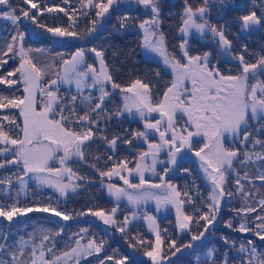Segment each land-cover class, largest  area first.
<instances>
[{"label":"snow or ice","instance_id":"snow-or-ice-1","mask_svg":"<svg viewBox=\"0 0 264 264\" xmlns=\"http://www.w3.org/2000/svg\"><path fill=\"white\" fill-rule=\"evenodd\" d=\"M67 5L68 0H62ZM115 0H79L81 5V15H86V9L94 7L97 9L96 17H103L109 12V8ZM138 5H143L145 9H149L152 13L150 20L143 21L139 27L144 29L143 47L146 54H156L163 59V65L170 68L173 77L170 85L166 86L162 91L156 89L155 85L145 83L141 79H135L126 88H121L120 84L115 83L113 75L109 71V65L105 60L104 51L92 48H77L69 59H62V75L59 80L67 84H75L77 93L81 94V103L87 104L89 111L83 115L72 119L75 116V108H69V116L63 113L67 105L60 103V97L55 91L50 90L57 86V80L48 81V87H42L43 78L48 74L49 69L39 66L33 61L29 53L32 49H26L24 46L25 32L16 31L11 35L10 40H6L0 46V65L7 63L4 57L9 54L18 56L20 63L7 76H0V85L13 86L18 82L24 85L22 97H8L0 94V110L18 109L19 116L22 118V124L17 123V117L14 115H4L0 111V170L16 166L17 173L15 180L20 184V192H24L27 184L25 177L29 174L40 185H48L55 188L61 196H67L68 191L75 192L79 185L72 183H63L67 176L69 180L76 173L73 172L68 163L73 157L83 161L86 158V150L90 147V142L95 138L92 127L77 131L70 127V124L83 125L88 122L90 125H98L99 121L91 119L92 113L103 112L102 105L106 98L111 96L108 91V85L111 89H119L123 93V107L115 110V115L120 116L124 112L138 115L144 121V131L133 133L135 138H143L148 141L150 133H158L159 143H147V151L140 153V161L152 157V165L136 162L134 168L129 167L131 161H122L107 172L100 171V176H118L125 187H116L113 184L107 186V190L111 196L117 201L121 197H126L128 202L138 205L142 200L155 199L157 207L161 203L174 204L177 211V225L180 230L191 231V226L196 225L198 228L201 221H204L203 231H198L192 235L191 240L199 241L204 237L205 232H209L210 226L217 220V215L221 210L222 200L227 196L231 197L233 192L226 191L228 186L229 174L235 170L234 161L241 166L252 160V156L245 152L243 161L239 160V150L230 149L225 146V141L231 136L236 138L243 132V140L241 143H247L251 138V133L247 130L250 127L249 121L259 123L264 120V80H259L258 75L264 74V55H260L256 61L248 62L244 54H240L235 59L238 63V73L235 75H223L217 68H209V56L211 53L204 52L200 55H189L187 40L185 39L180 45L181 57L177 59L170 54L165 45V37L162 31H159L160 0H134ZM225 0H219L220 4H224ZM24 7L14 6L11 0H0V18L10 20L15 26H19L22 20L30 21L35 27L44 29L48 34L55 38H74L84 39L85 34L75 30L72 14L66 10V7L59 5L47 6L44 0H21ZM207 0H205V5ZM185 9L182 14V26L180 31L185 35L189 30L195 28L198 32L203 33L205 30L211 31L214 37L218 36L219 45L222 49L231 53L232 41L229 40L223 27L218 28L216 25H210L204 18L206 14V6L193 7L187 4L185 0ZM62 12L68 16L69 26L60 27L47 25L39 22V17L45 13ZM130 17L125 15L121 18L120 26L123 28L130 21ZM203 21L198 23L197 20ZM98 21L92 20V27L85 30L87 35H92L96 31ZM241 29L244 31L252 30L257 26H264V14L258 16L255 11H251L246 15L239 17ZM148 26V27H146ZM243 51L247 52V46H243ZM93 54V59L98 64L88 63V54ZM186 61V62H182ZM18 75L19 81L13 77ZM159 76L160 73H155ZM91 81L89 84L88 81ZM255 80V83H249ZM186 81L191 82V88L186 87ZM98 89L99 96L93 105V97L83 96V90ZM155 89V91H154ZM39 93L43 101L40 111H37ZM77 96L73 95L71 100L73 105L77 100ZM182 112L187 115L186 127L181 131H177L175 114ZM157 113L159 119L150 120L149 116ZM264 127V125H262ZM163 129V130H161ZM193 129V130H189ZM186 133V134H185ZM203 136L205 143L202 148L195 151V155L200 158L201 165L208 181L211 183V191L207 200L203 203L207 207V211L201 212L199 208L193 206L194 214H186L182 210V205L186 202L181 196L187 198L188 203H192L188 193L177 191L176 187L171 184H152L145 179V171L155 174V165L157 163V154L167 145L169 152V163L176 165L177 157L183 149H192V140L194 137ZM107 141L110 148L114 149L117 141L122 139L120 136H113L108 139L106 136L99 137ZM89 142V143H86ZM131 140H124V143L131 144ZM255 144H264V142L256 140ZM4 156H10L11 159H2ZM96 159H99L97 157ZM109 161L111 156L107 158ZM257 160H264V156L257 155ZM57 161L60 167H51L50 162ZM163 163V162H162ZM96 167L95 164L91 165ZM127 172V175L122 173ZM165 173L169 171L166 167ZM184 171H187L185 169ZM138 177L139 182L133 183L131 178ZM77 179L83 177L76 176ZM247 178V174L241 177L237 174L235 184L237 189L244 196V205L241 209L236 210V215L243 213L245 216L258 211L264 212V198L255 201L257 206H253L249 201L254 200L252 192H245L241 179ZM264 184V173L257 177ZM163 181V177H160ZM7 185L11 189L14 180L11 176H0V186ZM164 189L163 196H155L148 189ZM19 192L17 193V196ZM50 213L55 217H59L64 221L74 219L72 213H66L64 210H57L55 207L48 205H34L32 207H18L17 202L11 204L0 202V217L7 221H13L14 217L26 215L27 213ZM116 208H112L110 212L103 209L93 210L87 209V212L77 213L76 215L90 214L99 218L105 225H112L122 234L127 233L128 217L123 221H117L115 213ZM150 222L154 223V217H146ZM256 221H260L256 223ZM150 223V227L152 226ZM255 227H251L249 222L245 220L238 227L241 233H254L261 240H264V215H258L255 218ZM226 227L232 228L231 220L225 222ZM89 229L82 228L79 233L73 235L75 247L69 251L63 252L61 255H54L53 248H48L47 252L52 255V259H45V251L41 250L39 258L42 264H59L61 259L75 258L77 261L81 257L99 254L105 247V241L100 239L97 242L93 235L92 239H88L84 244L82 241L86 238ZM63 232L55 233L59 235ZM6 240V237H0ZM49 235H43L41 241V249H43V241L49 240ZM134 243H130L132 249L143 248V255L148 257L151 264H176L172 257H176L177 253H181L182 249L192 248L193 244L177 246L176 241H171L168 250L165 251L161 247L162 240L160 233L156 232V240L153 245L137 237H131ZM225 245L229 250L223 251L217 256L216 249H209L206 260L211 264H232L233 261L239 260V264H264V258L257 254L252 241H248L247 245L241 244L235 256L230 255L231 249L236 247L235 243L227 237H222ZM28 241L9 246L0 243V264H20L18 255L24 256L25 246ZM15 247L17 251H12ZM36 246H33L30 256L35 257ZM7 254V259L3 256ZM245 256L247 257L245 259ZM107 261H114V264H127L128 256L114 260V256H107ZM23 264H28L24 261ZM32 264H35L33 259ZM99 264H105V260L99 261Z\"/></svg>","mask_w":264,"mask_h":264},{"label":"trees","instance_id":"trees-1","mask_svg":"<svg viewBox=\"0 0 264 264\" xmlns=\"http://www.w3.org/2000/svg\"><path fill=\"white\" fill-rule=\"evenodd\" d=\"M214 1L207 0V4L205 5V0H187V4L193 6L194 8L206 6L207 11L204 18L208 21V23L210 25H216L218 28L223 27L226 37L232 41V49L239 51L240 54H244L245 59L248 62L254 63L260 55H264V26H257L252 30L244 31L241 29L239 17H241L242 15H246L251 11H255L258 16L264 14V0H255V4L252 5L249 4V1L252 0H229V2H224V4L219 3L220 5L212 9V4L216 3ZM11 2L12 4L17 3L19 7H24V5L21 3V0H11ZM115 2L116 4L114 3L109 9L112 10L115 8H123V6L127 5V3H125V0H115ZM59 3H61V7H66V10L69 12V14H72L73 9L76 10L73 17L74 21H79L80 18L83 17V15H81L80 13L81 5L79 3V0H69L67 5L63 4L62 2ZM46 4L51 6L49 0H46ZM158 6L160 8L159 29L164 33L165 45L167 49L177 50L181 41H184L186 39L188 42L187 47L189 51H208L209 53H211L209 59L218 61L219 65H230L231 68L237 66L236 68H234L233 72L238 73L239 69L237 60L235 58L231 59L230 57H228V53L225 55L221 54L222 47L219 45V38H217V36L215 37L217 38L215 43L209 40L211 31L205 30L203 33H201L198 32L195 28H192L189 30L188 34L185 35L179 30L180 25L182 24V14L186 6L185 0H160ZM91 9L95 8L91 7L86 9V11H89ZM115 12L118 11L108 12L100 18L111 16ZM125 12L126 11L119 10V13H121L122 15L125 14ZM45 14L47 15L45 18H43V16L39 17L42 20L41 23L50 26L49 23L51 22V20L49 19L50 17H52V13ZM57 14L59 15V17H57L56 19L61 21V18H63L64 23H61L62 26L65 24H69L68 16H65L62 12H57ZM89 16L90 15H86V17ZM197 21L198 23L203 22L199 19ZM74 23L75 30L77 32H81L80 28L82 24H80L79 22ZM107 23L108 27H113V22ZM130 27H132L133 29L137 27L135 18L125 24L124 29L130 30ZM0 30V46H2L6 40H10L11 35L14 34L17 30L25 32V47L33 50L29 53V55L38 65L40 63H49L54 58H57V62H60L62 58L64 59V57H66V52H69V50L63 48H67V46L71 47V45H73L74 43L78 44L76 40H71L68 42L67 40L60 39V41L57 42L53 41L50 36L42 35L40 33H33V30L30 28V26H28V24L25 23L24 20L20 22L17 28V26L13 25L10 20L0 18ZM245 45L247 46V52L243 51V46ZM133 48L134 43H132L130 35L126 34L123 40L121 39L120 41H116V39H114L109 44L104 42L103 45L98 47L97 49L104 51L105 60L109 65V71L113 75V80L115 81V83L120 84L121 88H126L137 78L141 79L143 82L157 86V83L159 82L161 76L155 75V73L157 72L160 73V71L158 70L160 65L156 64V62H153V71H148V73L143 72L133 73L132 75L129 74L131 70L137 69V67H141V64L138 60L136 61V63H134L128 57H126L125 53L128 50H132ZM59 50L65 51H62L59 54ZM11 55L12 54H9V56L6 57L7 63L0 65V76H4L8 72L13 71L10 69L17 62L14 63V59ZM216 55H218V59H215ZM221 62L224 63L222 64ZM17 76L13 78L17 79ZM52 76H54L52 73L51 75H46L43 78L44 82L48 81ZM258 79L264 80V74L258 75ZM255 82V80L249 81V83ZM60 89L65 90V93L60 97V100H63L65 102V104L63 105H67L64 113H69L68 109L72 107H74L76 110V105H73V102L71 100L72 93L74 91H77L76 88L67 85V89L63 86ZM84 91H87L94 95V105V103L96 102L95 98L98 97L96 89L89 90L85 88L83 92ZM108 91L111 93V96L109 98H106L104 104L102 105L104 111L92 113L90 117L93 120L98 119V125H90L88 124V122H85V129L87 127H92L93 132L96 134L95 138L92 140L98 142L96 151L99 144H105V146L107 145V141L99 138L101 136H106L109 140L112 139L113 136L122 137V139L118 140L116 144L117 149L121 150L124 140L126 139L132 141L131 135L134 132H137L133 129V125L138 122L137 119L132 118L127 112H124L120 116L115 115V110L117 108H121L120 106L122 105L120 103L121 98L119 97V94H117L119 89L113 91L111 89V85L109 84ZM21 92L22 91L20 89L19 82L13 86L0 85V94H2L3 96L19 97L21 96ZM77 97V100H79V103H77V105H79L81 103V96ZM79 107L80 109L78 110L79 112H82V115L85 112L89 111L87 110V104H84L82 108L81 103ZM0 111H2V114L4 115L16 116L17 123H19L20 116L17 109ZM256 123L257 122L252 120L249 121L250 126L257 125ZM260 124L264 125V120H261ZM69 126L77 129L76 126L73 127V124H70ZM258 135H260V137L258 136L257 138V135L252 136L250 140L253 139L252 142H254L256 140H259V138H262V142H264V134ZM252 145L254 147L257 146V144L254 145V143H252ZM260 145V152H263L264 154V144ZM88 152L90 154L85 160L81 161L78 159L76 160L77 165L71 167L75 173L83 172L85 177L77 182L79 187L76 189V191L72 192L71 190H69L67 196H61L60 193L53 187H50L48 185H40L39 183H37V181L30 178L31 174H29L28 177H25L27 187L24 192H20V184L15 180V177L12 178L14 180V185L11 189H9L7 185L0 186V201H11L12 203L17 202V206L19 207H24V205L32 207L37 204L41 206L48 205L57 208V210H64L66 211V213H72L75 217L74 219L64 221L50 213L37 212H31L27 213L26 215L14 217L13 221L11 222L7 221L5 218L0 217V237H6V240L0 238V243L14 246L21 243L22 241L29 242L25 246L24 256L20 257L18 255V261L20 262V264H23L24 261H28L32 264L31 260L33 259V257H31L30 254L33 246H36V253L44 250L45 259L47 260L52 259V255L47 252L48 248H53L54 255H61L63 252L69 251L72 247H75L74 240L72 239L73 235L79 233L80 229L82 228L89 229L87 236L82 241V243L86 244L88 239L93 238V235L96 237L97 242H99L100 239H103L106 242L104 249L98 255H102L104 252H106L108 256H114L118 254L124 257L130 255L127 264H148V260H142L136 255L132 254V249L127 246V244H130L131 242L130 236H138V233L140 231L141 236H151L154 240L153 243L155 244L157 228L160 229L161 225L165 227L166 218L172 217L173 219H176V214H174L172 210L168 209L169 211L158 213L159 217L157 218L158 221L156 223V227L152 225V228H148L146 226V219L143 214H153L156 204H154L152 201H144V207L142 203H139L138 205H129V203H127L128 200H126V197H121V199L117 201L114 196H111L109 194V192L107 191V186L114 180L112 183H115L116 187H125L123 181L118 176L101 177L99 174L100 171L106 172L109 170V168H113L110 165H112V162L114 161H106L105 156H102L105 159H102V157L100 158L99 156H97L99 157V159H96L97 157H94V153L90 152V150H88ZM131 155L133 154L131 153ZM120 158H122V161H125V157L119 156V158L116 160L117 163H119L118 160ZM133 159H135L134 156ZM56 162L57 161H51V167H55ZM93 164L96 165L95 168L91 166ZM262 166L264 167L263 164ZM175 168L176 169L173 170L174 172L169 170L167 173L164 172L163 175L165 176L166 181H169V183L172 184L173 182H175L174 185L177 191L181 192L182 194L187 192L188 197L191 198L192 203L190 204L187 202V198L182 195L183 199H185L186 201L184 205H182V210L185 213L189 214H194L193 206L199 208L201 212L207 210V207L203 202L206 201L208 197V182H205L204 180H201L199 178L198 171L196 170V168H194L193 165L188 164L187 160L177 162V166ZM241 168L242 169H240L237 174H239L241 177H244L246 174L244 173L246 169L244 168V165ZM11 169L15 170V172L17 173L16 166H10L9 168L0 170V176H10V174L6 172L11 171ZM82 169L84 170L82 171ZM185 169H187V171H184ZM253 170L254 163L250 161L248 162L247 178L241 179V183L245 192H252L253 194L259 193V195H254L253 201H249V203H252L253 206H257L255 201L264 198V184H262L261 181L258 180V178H255L253 176ZM237 174H235L234 177H228V186L226 191H232L233 195L231 197L226 196L222 200V215L221 217H219L222 223L217 224L216 222H214L213 225L210 226L211 230L209 232H206V239H209V237L213 235L212 233L214 231H217L218 233L220 232L225 236L226 234L224 232L229 230L224 223L226 221L231 220L232 225L236 227V225L241 224V221L247 220L250 226L254 228L255 224L252 222L255 221L256 216L264 215V212L259 211V208L256 213H251L247 216H245L243 213H241L240 216L236 215V210L241 209L244 205V196L237 189L235 184ZM147 176L146 179L148 180V178L150 177L151 181H155L160 177L159 174H155L152 176H149L147 174ZM136 179L137 181H139L138 178ZM65 180L66 178H64L62 182L64 183ZM18 192L19 195L17 196ZM132 207H135L138 210L140 215L139 217L130 216V214H133ZM89 208L93 210L103 209L106 212H110L112 208H116L117 212L115 213L114 218L117 221H123L125 217H128L129 223L127 225V233H120L116 230L115 226L105 225L99 218L93 217L90 214L76 215L77 213L87 212V209ZM145 208L146 211L143 212V209ZM164 215L170 216H166L165 219H163ZM259 222L260 221H256V223ZM173 225L177 226L175 225V221ZM195 226L196 225H192L191 230H193ZM61 228H63V232L59 235H55V233L60 232ZM43 235H49L50 239L43 241V249H41L40 245ZM248 236L249 237H246L244 234L243 239L247 241L251 240L256 245V249L258 251L261 250V252L264 254V240H261L252 232H249ZM206 242H208V240H206ZM218 242L219 240L217 239V244ZM226 250H229L228 246H226V248L224 249V251ZM12 251H17L18 253V249H16L15 247L12 248ZM231 251L235 252L233 249H231ZM183 253L184 251L178 253L177 256L183 257ZM3 258L7 259V254H5ZM70 258H62L59 264H65V262L70 260ZM90 258V256L82 257L76 262V264H93L94 261H89ZM176 258L177 257H174L173 260L178 263L179 258ZM261 258H264V255L261 256ZM117 259L119 258L115 257L114 260ZM183 260L186 261V257H184ZM35 264H42V262L40 259H38L37 263ZM105 264H114V261L112 263L109 262Z\"/></svg>","mask_w":264,"mask_h":264},{"label":"rangeland","instance_id":"rangeland-1","mask_svg":"<svg viewBox=\"0 0 264 264\" xmlns=\"http://www.w3.org/2000/svg\"><path fill=\"white\" fill-rule=\"evenodd\" d=\"M69 1V0H68ZM214 1V0H213ZM217 1H219V0H216V1H214V2H216V3H213L212 4V9L213 8H216L218 5H220L219 4V2H217ZM229 2V0H225V2ZM33 2H37V0H33ZM44 2H45V4H46V0H44ZM49 2H50V4H51V6H54V5H59L60 6V4L61 3H59V2H62V0H49ZM107 2V0H105V3ZM63 3V2H62ZM115 4H116V2H114ZM113 3V4H114ZM125 3H127V4H129V5H132V6H140V8H141V10H145V8L143 7V5H138V4H136L135 2H134V0H125ZM64 4V3H63ZM249 4L250 5H252V4H255V0H252V1H249ZM14 6H18L19 7V5L17 4V3H15V4H13ZM47 5V4H46ZM47 6H50V5H47ZM61 7V6H60ZM115 7H117V6H115ZM146 10H148L149 11V13L147 14V15H149V17H150V14H151V11L149 10V9H146ZM137 13H136V11H133V12H129V16H135ZM141 14V13H140ZM52 15V17H50V19L49 20H51V22L49 23V25L50 26H48V27H52V26H60V27H68L69 26V24H65V25H61V23H64L63 22V18H61V21L60 20H58V19H56L57 17H59V15L57 14V12H54V13H52L51 14ZM47 15L46 14H44L43 15V18H45ZM53 16H56V17H53ZM63 16V15H62ZM98 18H100V17H98ZM135 19L137 20V17L135 16ZM46 20V19H45ZM44 20V21H45ZM142 19H140V21H141ZM146 19H144L143 21H145ZM25 21V23L26 24H28V26H30V28L33 30V33H36V34H38V33H40V34H42V35H47V36H50L52 39H53V41H60V39H64V40H67L68 42L69 41H73V40H75L74 38H55V37H52L50 34H48L44 29H41V28H38V27H35V26H33L32 24H31V22L30 21H27V20H24ZM66 21V20H65ZM39 22L41 23L42 22V20L39 18ZM74 22H79L80 24H82L83 22H82V18H80V20L78 21H74ZM198 22V21H197ZM70 23V22H69ZM142 23V22H141ZM97 26V25H96ZM182 26V24L180 25V27ZM83 24H82V26H81V28H80V30H82L83 29ZM91 28V27H90ZM179 30H180V28H179ZM0 35H1V30H0ZM210 38H209V40H211L213 43H215V41L217 40V38H218V36H217V38H215L214 36H213V34L212 33H210ZM183 41H181V43H182ZM141 43H143V38H142V41H141ZM180 43V44H181ZM179 44V45H180ZM24 46H25V43H24ZM86 46V47H85ZM80 47H84V48H90V47H88L87 45H82V46H80ZM80 47H78V48H80ZM26 49H28L27 47H25ZM237 48V47H236ZM63 49H66V50H69V52H66L67 53V55H66V57H64V59H69L70 58V56H71V54L77 49V48H74L72 45H71V47H68L67 46V48H63ZM179 47H178V49L177 50H174V49H167L168 50V52H170V54H172V55H174L177 59H179L180 58V53L181 52H178L179 51ZM99 50V49H98ZM221 50H222V52H221V54H223V55H225V54H227V52H225L222 48H221ZM62 51H65V50H59V54L62 52ZM54 52V51H53ZM190 52V51H189ZM208 52V51H207ZM175 53V54H174ZM200 54L201 53H204V52H199ZM229 54V53H228ZM235 54V55H234ZM240 54V52L239 51H236V50H234V49H232V45H231V53L228 55V56H231V57H236L237 55H239ZM91 55H93V54H88V56H87V62L88 63H91L90 61H88V58L89 59H93V57L91 56ZM155 56H157L156 54H154ZM12 57H13V61H14V63L15 62H17L10 70H14L16 67H18V65H19V63H20V60H19V57L18 56H13V55H11ZM157 57H159V56H157ZM60 58V57H59ZM159 58H161V57H159ZM4 59L6 60L7 58L6 57H4ZM33 59V58H32ZM63 59V58H62ZM62 59H61V61L59 62H57V58H54V59H52L49 63H40L39 64V66H43V67H46V68H48L49 69V73L47 74V75H51V73L54 75V76H52L48 81H50V80H53V79H56L57 80V86L56 87H53V88H51L50 90H52V91H55L56 92V94H57V96L58 97H61L62 96V94H64L65 93V90L64 89H60L62 86L63 87H65L66 89H67V85L68 86H73L74 88H76L75 87V84L73 83V84H67V83H63V82H61L60 80H59V76H61L63 73H62V71H61V69H62ZM215 59H218V55H216L215 56ZM59 60V59H58ZM215 64L217 63V61H215V60H212ZM59 63V64H58ZM222 63V62H221ZM224 63V62H223ZM222 63V64H223ZM237 67V66H236ZM236 67H234V68H236ZM234 68H231L230 67V65L229 66H227V65H218V69H219V71L221 72V71H225V72H227V73H229V74H232V75H235V74H237V73H235V72H233V70H234ZM232 69V70H231ZM237 72V71H236ZM9 73V72H8ZM4 76H7V74L6 75H4ZM17 79L19 80V77L17 76ZM48 81H46V82H44V80H43V82H42V87H48ZM88 83H91V81L89 80L88 81ZM59 84H60V87H59ZM23 87H24V85L22 84V83H20V89H21V96H19V97H22L23 95H24V93H23ZM123 88V87H122ZM96 93H98L97 94V96H99V91H98V89H96ZM117 94H119V97L121 98V101L122 102H120L122 105L120 106L121 108L123 107V99H122V97H123V93L119 90L118 92H117ZM90 95L93 97L94 95L92 94V93H90ZM73 96V95H72ZM86 96H88L87 94H86ZM37 100H38V106H37V111H40L41 110V107H42V104H43V101L41 100V97H40V95H39V93H37ZM60 103L61 104H65V102L63 101V100H60ZM81 104V103H80ZM80 104L79 105H77L76 103L74 104V105H76L75 107H76V110H75V116H73L72 117V119H75L76 117H78V116H80V115H82V112H79V110L78 109H80ZM83 106H84V104H82V108H83ZM18 110V109H17ZM87 110H88V107H87ZM18 113H19V110H18ZM64 115H66V116H69L70 114L69 113H63ZM130 116H134L136 119H139L140 120V118H139V116L138 115H134V114H130ZM19 123H21L22 124V118L20 117V121H19ZM257 125H251L247 130L251 133V137L252 136H256L257 135V138H258V136L260 137V135H258V134H264V127H262L261 125L262 124H260V122L259 123H256ZM74 126H76L77 127V129H75V130H77V131H80V130H83V129H85V124H83V125H80V124H73V127ZM71 127V126H70ZM151 136H153V135H151ZM150 136V137H151ZM229 138H230V141L229 142H234L235 144H229L227 141H225V146L226 147H229L230 149H234V150H239V153H238V155H239V160H241V161H243L244 159H245V157H244V153L245 152H247V153H249L251 156H252V160H251V162H253L254 163V170H253V176L255 177V178H257L261 173H264V167L262 166V164L264 165V160H257L256 159V156L257 155H261V156H264V154H263V152H260L261 151V145L260 144H257V146L256 147H254L253 145H252V140H249L246 144L245 143H241V141L243 140V132H241V134H240V136H238V137H236V138H232L231 136H229ZM263 138H264V136H263ZM150 139V138H149ZM251 139V138H250ZM200 137L198 136L197 138H195L194 139V141H193V147H192V149H183L182 151H181V153L178 155V157H177V162H179V161H183V160H187V163L188 164H191V165H193L194 166V168H196V170L198 171V174H199V178L201 179V180H204L205 182L207 181L208 182V195H209V193H210V191H211V183H210V181H208V179H207V177H206V175H205V173L203 172V169L200 167V165H201V160H200V158L199 157H197L196 155H195V151H198L200 148H202L203 147V145L204 144H202V143H200ZM259 141H262V138H259ZM206 142V141H205ZM87 143V142H86ZM97 143L98 142H95V141H92V142H90V147L86 150V158L89 156V152H88V150H95L94 152H92V153H94V157H97V156H99L100 158L102 157V156H100L101 155V153H103V154H107L108 152H107V150H108V147H109V145H108V143H107V145L105 146V144H99V146H98V148H97V151H96V147H97ZM119 150V149H118ZM113 152H114V155H108V156H105L106 157V161H109L107 158L109 157V156H111L112 157V159L110 160V162H112V161H114V162H112L113 164V166L112 165H110L111 167H115L117 164H119L120 162H122V158H120L118 161H119V163H117V159L119 158V156L121 157V156H123V157H125V161H131L132 163H129V167H131V168H134L135 166H136V162H140V163H142V164H148L149 166H151L152 165V162H149V161H147V160H144V161H140V159H139V157H140V153H132L133 155H131V153L130 154H128V153H123V152H121V151H119V152H117V146H115V148L113 149ZM168 152H169V150H164V149H162V151H160L158 154H157V157H156V159H157V164L159 163V165L161 166V168L160 169H158V167H157V165H155V174H159L160 175V177L162 176L164 179H163V181H161V179H160V177L158 178V179H156L155 181H151V179H150V177L148 178V181L150 182V183H152V184H171V183H169V181H166V179H165V176L163 175L164 174V169L167 167L169 170H171V171H173L174 169H176L175 167L177 166V164L176 165H173V164H170L168 161H169V156H168ZM133 156H134V158L135 159H133ZM185 157V159H182V158H184ZM85 158V159H86ZM104 157H102V159H103ZM189 158V159H188ZM2 159H11V157L10 156H5V157H2ZM84 159V160H85ZM105 159V158H104ZM133 159V160H132ZM73 160H75V161H73ZM76 160H78L77 158H75V157H73L72 158V160L68 163V167H74V166H76L77 164V162H76ZM149 162V163H148ZM163 162V163H162ZM50 166H52V163H50ZM13 167H15V166H13ZM55 167H60V165H59V163L58 162H56V164H55ZM234 167H235V170L234 171H232L230 174H229V176H232V177H234L235 176V174H237L239 171H240V169H242L241 167V165L238 163V162H236V161H234ZM244 168L246 169L245 170V172L244 173H246L247 174V169H248V163L247 164H245L244 165ZM110 169V168H109ZM84 169H82V171H83ZM74 172V171H73ZM107 172V171H106ZM174 172V171H173ZM6 173H9L10 174V176L12 177V178H14L15 177V175L14 174H16V172H15V170H13V169H11V171H9V172H6ZM75 173V172H74ZM125 174H123L122 173V175H127V172L125 171L124 172ZM147 174L149 175V176H152V175H155V174H153L152 172H150V171H145V175L147 176ZM76 176H79V177H85V175H84V173L82 172H79V173H77L76 172ZM76 176H73L72 177V179L71 180H69L68 179V177L66 176L65 178H66V180H65V182L64 183H72V184H74V185H77V182L79 181V180H81V179H77L76 178ZM146 176H145V179H146ZM148 177V176H147ZM136 178H138V177H134V178H131L132 179V182L133 183H138L139 181H137V179ZM147 180V179H146ZM259 180V179H258ZM114 181V180H113ZM112 181V182H113ZM110 183V184H113V183ZM175 184V182H173L171 185H174ZM113 185H115V183L113 184ZM241 185H242V183H241ZM116 186V185H115ZM175 186V185H174ZM108 191V190H107ZM148 191H150L153 195H155V196H163L164 194H165V192H164V189H163V187L162 188H160V189H148ZM232 192V191H231ZM181 199H183V197L181 196ZM126 200H127V198H126ZM144 201H152L154 204H156L155 205V211H154V213L153 214H149V213H144L143 215H144V217H145V219H146V217H154V223H152V222H150L148 219H146V221H145V223H146V226L148 227V228H150V223H152V225H154L155 227H156V223H157V218L159 217L158 216V213H161V212H165V211H169V210H172V212L174 213V214H176V219L174 218H166L165 219V217L166 216H170V215H164L163 216V219H165L166 220V223H165V227H163L161 224V228L160 229H158L157 228V231L160 233V238H161V240H162V245H161V247L162 248H164V250L165 251H167L168 250V245H169V243L171 242V241H176L177 242V246H180V245H186V244H189V243H192L193 244V247L192 248H187V249H182L181 250V252L182 251H184V253H183V257H179V256H177L178 255V253H177V255H176V257L177 258H179V260H178V263H176V264H211V261H209V260H206V255H207V252H208V250L209 249H216L217 250V256H219V254L221 253V252H223L224 251V249L226 248V246L227 245H225V243H224V241L222 240V237L224 236L222 233H218L217 231H214L212 234V236L211 237H209V239H206V232H205V235H204V237H202L201 238V240H199V241H192L191 240V237H192V235H194V234H196L198 231H203V224H204V221H201V225H200V227L198 228L197 226H195L194 227V229L193 230H191V231H189V230H180L179 229V227H178V225H177V212H176V206L174 205V204H164V203H161L160 204V206L159 207H157V202H156V200L155 199H149V200H142V202H140V204L142 203V205L143 204H145V202ZM0 202H5V203H8V204H11L12 202L11 201H4V200H2V201H0ZM127 203H129V202H127ZM129 205H132V204H130L129 203ZM221 206H222V204H221ZM19 207V206H18ZM24 207H31V206H28V205H24ZM143 207H144V205H143ZM21 208H23V207H21ZM132 209H133V214H130V216H136V217H139L140 215H139V212H138V210L135 208V207H132ZM169 209V210H168ZM146 211V208L145 209H143V212H145ZM204 211H207V210H204ZM203 211V212H204ZM164 214V213H163ZM186 214H189V213H186ZM221 215H222V212H221V210H220V212L218 213V215H217V220L215 221L217 224H221L222 222H221V220H220V218L219 217H221ZM134 218V217H133ZM61 219V218H60ZM164 220V221H165ZM169 221V222H168ZM174 221H175V225H177V226H174L173 225V223H174ZM244 221H241V223H243ZM225 223V222H224ZM224 225V224H223ZM153 226H151V228H152ZM238 227H239V225H236V227H232V228H228L229 230H227V231H225L224 233L226 234L224 237H227L230 241H232V242H234L235 243V245H236V247L233 249L235 252H230V255L231 256H235L236 255V252H237V250L239 249V247H240V245L241 244H245V245H247V243H248V241H251V240H244L243 238V236H244V234H245V236L246 237H249L248 236V234L249 233H241V232H239L238 230H236V229H238ZM155 230H156V228H155ZM154 230V231H155ZM130 237H137V238H140V239H143V240H145L146 242H151L153 245H154V243H153V238L151 237V236H141V234H140V231H139V233H138V236H135V235H133V236H130ZM217 239L219 240V242H218V244H217ZM206 240H208V242H206ZM135 241H133L132 239H131V242L130 243H134ZM204 242H206V243H204ZM252 244L255 246V248H256V245L252 242ZM129 245L130 244H127V246L129 247ZM129 248H131V247H129ZM132 249V248H131ZM257 250V249H256ZM143 251H144V249L143 248H140V249H132V254L133 255H136L137 257H139L140 259H142V260H148L149 261V263L148 264H151V261H150V259L148 258V257H146V256H144L143 255ZM39 253H40V251L39 252H37L36 254H35V257H33V259L35 260V263H37V260L38 259H40L39 258ZM257 254L258 255H261V256H263L264 254L261 252V250H257ZM108 255H107V253L106 252H104L102 255H92V256H90L91 258H90V260L89 261H94V263L93 264H99V261H101V260H105V263H112L113 261H107L106 260V257H107ZM115 257H118L119 259L120 258H122L123 256H120V255H118V254H116V255H114V259H115ZM128 257L130 258V255H128ZM184 257H186V261L185 260H183V258ZM20 258V257H19ZM82 258V257H81ZM81 258H79V260L81 259ZM96 258V259H95ZM174 257H172V259H173ZM176 258V259H177ZM247 257L245 256V259H246ZM33 259L31 260V262L33 261ZM175 259V260H176ZM76 262H77V259H75V258H70V260H68V261H66L65 262V264H76ZM84 262V261H83ZM28 264H31V263H29L28 262ZM232 264H239V260H235V261H233L232 262Z\"/></svg>","mask_w":264,"mask_h":264},{"label":"flooded vegetation","instance_id":"flooded-vegetation-1","mask_svg":"<svg viewBox=\"0 0 264 264\" xmlns=\"http://www.w3.org/2000/svg\"><path fill=\"white\" fill-rule=\"evenodd\" d=\"M119 9L120 8H115L112 10L109 9V12L118 11ZM123 9H125L124 11H129V12L130 11L131 12L136 11L137 14L135 16L137 17V20H136L137 27L135 29L130 27V30L129 29L125 30L124 27L122 28L120 26L121 18L124 17L125 15L129 16L128 15L129 12L122 15L118 11V12L113 13V15H111V16H105L104 18H98L95 15L97 9H91L89 11H86L87 12L86 15H90L89 17H86V15H83V17H82V22H83L82 24L84 27L81 30V33L85 34V38L84 39H75L78 42V44L74 43L72 46L74 48H78L82 45H87L90 48H92V47L98 48V47L102 46L104 42L109 44L114 39H116V41L117 40L120 41L121 39L123 40L124 36H126V34H129L131 37L132 43H134V48L132 50H128L125 53L126 57H128L134 63H136V61L138 60L141 64L140 68L137 67V69L131 70L129 72V74L132 75L133 73H143V72L148 73V71H153L154 70L153 62H156V64L160 65L158 70L160 71L159 76H161L159 82L157 83L156 89H159L162 91L166 86L170 85L173 77L171 75L170 68H167L166 66L163 65V59L155 56L154 54H146L145 49L143 47L145 31H144V29L140 28L139 25L141 24V22H143L144 19L149 20V15H147L149 13V11L146 9L141 10L140 6L138 7L135 5L132 7L125 6V7H123ZM135 16L134 17L129 16L131 18L130 20H133L135 18ZM150 16H151V14H150ZM94 19L98 21L97 26H96V31H95V33H93L92 35L89 36L85 32V30L92 27V20H94ZM140 19H142V20L140 21ZM107 22H113V27L112 28L108 27ZM146 27H148V26H146ZM103 28H106V29H103ZM159 31H161V30L159 29ZM142 38H143V43H141ZM178 52H181V50L179 49ZM181 55H182V53H180V57H181ZM189 55L195 56V55H200V53L196 52V51H193V52L190 51ZM91 56L93 57V55H91ZM228 57H230L231 59L235 58L234 56L233 57L228 56ZM88 61H90L91 63H94V64H98V61H95L94 59L91 60L88 58ZM182 62H186V61H182ZM218 65H219L218 61L215 64L211 59H209V68L210 69L213 67L218 69ZM220 73H222L223 75H232V74H229L225 71H221ZM186 87H188L189 89L191 88V82L190 81H186ZM154 91H155V89H154ZM86 94L88 96L90 95V93L87 91H84L82 95L86 96ZM72 95L81 96V94L77 93V91H74L72 93ZM93 101H94V99H93ZM75 103L76 104L79 103V100H76ZM87 107H88V105H87ZM88 110H89V107H88ZM133 118H134V116H133ZM134 119H136V118H134ZM149 119L150 120L159 119V115L157 113H152L149 116ZM137 120H139V119H137ZM186 121H187V115L185 113L177 112L175 114L176 129L178 132L186 127ZM143 124H144V121L140 119V121H138L137 123H135L133 125L134 131L135 130L136 131H144ZM161 130H163V129H161ZM189 130H193V129H189ZM151 135H153V136H151ZM131 136H132L131 144H126L123 142V144H122L123 147L121 148V150L117 149V152L121 151L123 153H128V154L140 153L143 151H147V143H149V142L150 143H159L160 142L158 133H150V135H149L150 139H148V141H144L143 138H135L133 136V134ZM199 137L201 139L200 143L204 144L205 143L204 137L202 135ZM195 138H197V137L193 138L192 145H193V141ZM226 141L229 144H235L233 141L229 142L230 138H228ZM162 149L169 150L167 145H165ZM162 149L160 151H162ZM91 151L94 152L95 150H90V152ZM107 152H108L107 154L101 153L100 156L114 155L113 149L110 148V146L108 147ZM182 159H185V157ZM146 160L149 162H152V157L149 156ZM156 165H157L158 169L161 168L159 163L158 164L156 163Z\"/></svg>","mask_w":264,"mask_h":264},{"label":"water","instance_id":"water-1","mask_svg":"<svg viewBox=\"0 0 264 264\" xmlns=\"http://www.w3.org/2000/svg\"><path fill=\"white\" fill-rule=\"evenodd\" d=\"M151 18H152V17H151ZM151 18H150V19H151Z\"/></svg>","mask_w":264,"mask_h":264}]
</instances>
